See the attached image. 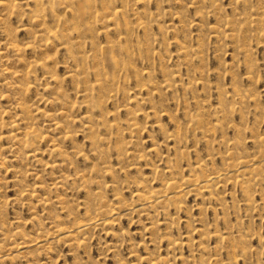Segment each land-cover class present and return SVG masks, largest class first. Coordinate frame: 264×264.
Listing matches in <instances>:
<instances>
[{
  "label": "rangeland",
  "instance_id": "obj_1",
  "mask_svg": "<svg viewBox=\"0 0 264 264\" xmlns=\"http://www.w3.org/2000/svg\"><path fill=\"white\" fill-rule=\"evenodd\" d=\"M31 1L0 0V264H264V23L245 20L258 18L264 0H90L98 18H85L80 33L64 5L39 19ZM48 30L59 38L47 39ZM83 50L101 75L74 81L68 75L81 71ZM106 54L122 64L114 82ZM97 78L113 98L96 88L104 104L91 113L84 88ZM21 87L29 90L17 93ZM63 118L75 119L65 142L55 128ZM13 121L36 130L33 155L8 138L19 129ZM94 136L107 155L93 150ZM54 144L68 161L53 168L64 158L51 156ZM237 159L249 168L237 171ZM212 173L220 174L212 191L184 181ZM168 181L177 187L167 191L171 200L138 209V192ZM107 217L113 221L95 222Z\"/></svg>",
  "mask_w": 264,
  "mask_h": 264
},
{
  "label": "bare ground",
  "instance_id": "obj_2",
  "mask_svg": "<svg viewBox=\"0 0 264 264\" xmlns=\"http://www.w3.org/2000/svg\"><path fill=\"white\" fill-rule=\"evenodd\" d=\"M31 1V0H30ZM35 1V4H36V6H35V9L32 11V13L34 14V18H39L40 19V17H44L45 16V11H48V10H51V12H53L54 11V8H55V6L57 5H64L66 8H68V10H70V12L72 13V15H73V19H74V21H73V29H74V31H77L78 33H80V27H81V25H83V23H81V22H83L84 20H85V18H98L97 16H98V14H96L95 15V13L93 14V10H92V2L91 1H93V0H59V1H55V0H48L47 1V4H48V2H49V7H50V9L48 8V6L46 7L45 6V0H34ZM102 1H104V0H102ZM237 1V0H236ZM261 1V0H260ZM26 2V1H25ZM32 2V1H31ZM115 2V1H114ZM234 2V1H233ZM262 2V1H261ZM94 3H95V0H94ZM106 3V2H105ZM116 3V2H115ZM244 3H245V1H244ZM2 4V6H7V4H5V3H1ZM100 4V3H99ZM208 4V3H207ZM236 4H237V2H236ZM239 4V3H238ZM264 4V3H263ZM117 5V4H116ZM128 4H126V6H127ZM240 5V4H239ZM244 5V4H243ZM197 6V5H196ZM242 6V5H241ZM107 7V6H106ZM119 7V6H118ZM100 8H102V7H100ZM5 9V8H4ZM12 9V8H11ZM29 9V8H28ZM127 9V8H126ZM220 9V8H219ZM14 10V9H13ZM95 10V9H94ZM213 10V9H212ZM124 11H126V10H124ZM202 11V10H201ZM15 12V11H14ZM29 12V11H28ZM251 12V11H250ZM242 12H240V13H238V14H241ZM252 13V12H251ZM20 14V13H19ZM48 14V13H47ZM113 14L114 15H119L120 14V11L118 10V9H115V11L113 12ZM122 14V13H121ZM244 14V13H243ZM254 14H256L255 12H254ZM4 15V14H3ZM250 15V14H249ZM253 15V14H252ZM251 15V16H252ZM257 15V14H256ZM259 16H258V18H255V19H252L253 17H251L250 18V16L249 17H247L245 20L246 21H249V23H253V22H256V23H258V24H261V23H264V9H263V11L260 13V14H258ZM9 16H10V14H9ZM8 16V17H9ZM54 16V15H53ZM122 16V15H121ZM254 16V15H253ZM240 17H241V15H240ZM61 18V17H60ZM111 19L113 18V17H110ZM122 18V17H121ZM8 19V18H7ZM72 19V20H73ZM56 20V19H55ZM109 20V19H108ZM107 20V21H108ZM122 20V19H121ZM236 20V19H235ZM242 20V19H241ZM244 20V21H245ZM33 21V20H32ZM44 21V20H43ZM59 21V20H58ZM70 21V20H69ZM116 21V20H115ZM237 21V20H236ZM235 21V22H236ZM240 21V20H239ZM34 22V21H33ZM123 22V25L125 24L124 23V20L122 21ZM121 22V23H122ZM234 22V23H235ZM57 23V22H56ZM114 23V22H113ZM226 23H227V21H226ZM237 23V22H236ZM242 23V22H241ZM91 24H92V21L91 22H86L85 23V25H86V27H87V30L90 32V33H95V32H93V29H92V26H91ZM111 24V23H110ZM196 24V23H195ZM201 24V23H200ZM205 24V23H204ZM223 24V23H222ZM245 24V23H244ZM61 25H62V23H61ZM97 25V24H96ZM145 25V24H144ZM206 25V24H205ZM233 25H235V24H233ZM238 25V24H237ZM252 25V24H251ZM35 26H37V25H35ZM109 26V25H108ZM131 26L133 27L134 25H132L131 24ZM221 26V25H220ZM1 27H3V26H1ZM56 27V26H55ZM59 27V26H58ZM57 27V28H58ZM61 27V26H60ZM85 27V26H84ZM131 27V28H132ZM223 27V26H222ZM242 27H243V24H242ZM242 27H241V29H242ZM249 27V26H248ZM251 27V26H250ZM4 28V27H3ZM45 28V27H44ZM82 28V27H81ZM96 28V27H95ZM116 28V27H115ZM210 28V27H209ZM103 29H106V31H108L107 29L108 28H103ZM123 29V28H122ZM133 29H135V28H133ZM250 30H251V28H249ZM255 29V28H254ZM64 30V29H63ZM117 30V29H116ZM132 30V29H131ZM226 30H228V29H226ZM235 30V29H234ZM237 30V29H236ZM11 31H12V29H11ZM14 31V30H13ZM61 31V30H60ZM65 31V30H64ZM210 31V30H209ZM46 32V31H45ZM62 32V31H61ZM136 32V31H135ZM219 32V31H218ZM228 32V31H227ZM252 32H254V31H252ZM34 33H36V32H34ZM134 33V32H133ZM15 34V33H14ZM37 34V33H36ZM64 34V33H63ZM97 34H98V32H97ZM102 34H103V32H102ZM105 34V33H104ZM132 34V33H131ZM147 34V33H146ZM261 34H262V36L264 37V29H262V32H261ZM13 35V34H12ZM32 35H33V33H32ZM46 36H47V39H58L59 38V33H58V31H52V30H48L47 32H46V34H45ZM119 36H121L120 34H118ZM117 35V36H118ZM221 35V34H220ZM35 36V35H34ZM46 36H44L45 37V41H46ZM66 36V35H65ZM82 36H83V34H82ZM94 36V35H93ZM96 36V35H95ZM222 36H224V35H222ZM221 36V37H222ZM261 36V37H262ZM84 37V36H83ZM82 37V38H83ZM98 37H99V34H98ZM133 37V36H132ZM220 37V36H219ZM35 38V37H34ZM38 38V37H37ZM81 38V37H80ZM94 38V37H93ZM92 38V39H93ZM223 38V37H222ZM222 38H220L221 40H222ZM225 38V37H224ZM249 38V37H248ZM97 39V38H96ZM99 39V38H98ZM103 39V38H102ZM124 39V38H123ZM133 39V38H132ZM241 39V38H240ZM11 40V42L9 43L10 44V46H12V48H14V50H22L20 47H19V45L15 42V39L14 40H12V39H10ZM35 40V39H34ZM95 40V39H94ZM100 40V39H99ZM108 40V39H107ZM120 40V39H119ZM119 40H118V42H119ZM202 40V39H201ZM226 40V39H225ZM244 40V39H243ZM254 40V39H253ZM264 40V39H263ZM29 41V40H28ZM73 41V40H72ZM95 41H97V40H95ZM95 41H93V43L95 42ZM109 41V40H108ZM108 41H106V43L108 42ZM111 41H113V40H111ZM129 42H130V40H128ZM134 41V40H133ZM4 42V41H3ZM44 42V41H43ZM51 42V41H50ZM53 42V41H52ZM62 42H64V44L66 43V41L63 39V41ZM78 42V41H77ZM113 42H116V40H114ZM112 42V43H113ZM84 43V42H83ZM140 43V42H139ZM262 43V42H261ZM31 44V43H30ZM47 44V43H46ZM97 44H99V43H97ZM115 43H113V45H114ZM120 45V43H117V45ZM129 44V43H128ZM35 45V44H34ZM51 45V44H50ZM71 45V44H70ZM74 45V44H73ZM77 45H79V44H77ZM88 45V44H87ZM99 45H101V43L99 44ZM104 45V44H103ZM113 45L111 46L112 48H114L113 47ZM130 45H132V43H130ZM81 46V45H80ZM98 46V45H97ZM121 47L123 46V45H120ZM140 46H141V44H140ZM36 47H38V46H36ZM73 47V46H72ZM95 47V46H94ZM104 47V46H103ZM102 47V48H103ZM107 47V46H106ZM131 46H129V48H130ZM187 47V46H186ZM185 48V47H184ZM200 48V47H199ZM25 49V48H24ZM30 49V48H29ZM90 49V48H89ZM92 49V48H91ZM93 49H95V48H93ZM92 49V50H93ZM12 50V49H11ZM103 50V49H102ZM111 50V49H110ZM119 50L120 49H118V52H119ZM124 50V49H123ZM35 51V50H34ZM79 51V50H78ZM84 51V50H83ZM181 51H183V50H181ZM193 51V50H192ZM191 51V52H192ZM17 52V51H16ZM37 52V51H36ZM82 52V51H81ZM115 52V51H114ZM117 52V53H118ZM125 52V51H124ZM127 52V51H126ZM141 52H143V51H141ZM188 52H189V50L188 51H184V53L185 54H187L188 55ZM195 52V51H194ZM19 53V52H18ZM92 53H93V51H92ZM97 53V52H96ZM99 53V52H98ZM106 53V52H105ZM111 53V52H110ZM120 53V52H119ZM133 53V52H132ZM131 53V54H132ZM193 53V52H192ZM103 54H104V52H103ZM191 54V53H190ZM72 55H75V54H72ZM121 55H122V53H121ZM120 55V56H121ZM186 55V56H187ZM0 56H1V53H0ZM90 56H91V54H90ZM124 56V55H123ZM134 56V55H133ZM185 56V55H184ZM189 56V55H188ZM125 57H126V55H125ZM131 57V56H130ZM74 58V57H73ZM77 58V57H76ZM88 58H89V56L87 55V56H85V51L84 52H82V59H81V61H80V63H82V67L80 68V67H78V68H80V70L81 71H78L77 70V72L75 73V71H72V72H70L69 73V77H71L74 81L76 80V79H78V75L80 74H83L84 76H89L90 74H94V75H101L100 73H101V70L100 69H97L96 67H94V66H91L93 63L91 62V64L89 65V61H88ZM100 58V57H99ZM121 58H122V56H121ZM120 58V59H121ZM134 58H135V56H134ZM79 59V58H78ZM123 59V58H122ZM33 60V59H32ZM101 60H102V58H101ZM106 63H107V65H109V66H111L113 69H112V72H108L107 74H108V80L109 81H111V82H114L115 81V77H116V71H118V68H119V65H122V64H120V62H119V60L116 58V56L115 55H109V54H106L105 56H104V59H103ZM128 60V59H127ZM99 61H100V59H99ZM189 61V60H188ZM122 62V61H121ZM126 62V61H125ZM128 62V61H127ZM133 62V61H132ZM187 62V61H186ZM46 63V62H45ZM44 63V64H45ZM123 63V65H124V61L122 62ZM35 64H39V63H35ZM95 64H97V63H95ZM100 64H101V62H100ZM45 65H47V64H45ZM102 65V64H101ZM106 65V64H105ZM47 68V67H46ZM98 68H100L99 66H98ZM101 69H103V67L101 66ZM121 69V68H120ZM120 69H119V71H120ZM124 69V68H123ZM131 69V68H130ZM47 70V69H46ZM137 70V69H136ZM49 71V70H48ZM108 71V70H107ZM119 71L117 72V73H119ZM124 70H122V72H123ZM47 72V71H46ZM104 72V71H103ZM130 72V71H129ZM137 72H138V70H137ZM139 72H141L140 70H139ZM142 72H144L143 70H142ZM141 72V73H142ZM16 73V72H15ZM14 73V74H15ZM105 73V72H104ZM121 73V72H120ZM119 73V74H120ZM132 73H135V72H132ZM55 74V73H54ZM167 74V73H166ZM51 75V74H50ZM56 75V74H55ZM121 75V74H120ZM119 75V76H120ZM143 75V74H142ZM171 75V74H170ZM21 76V75H20ZM128 76V75H127ZM132 76H134V75H132ZM141 76V75H140ZM173 76H174V73H173ZM16 77V76H15ZM31 77V76H30ZM49 77V76H48ZM95 77V76H94ZM104 77V76H103ZM131 77V76H130ZM129 77V78H130ZM21 78H22V76H21ZM121 78H122V75H121ZM29 79V78H28ZM34 79V78H33ZM47 79V78H46ZM51 79H52V77H51ZM50 79V80H51ZM118 79V78H117ZM124 79V78H123ZM141 79V78H140ZM177 79V78H176ZM18 80V79H17ZM49 80V82H51ZM79 80V79H78ZM104 80V79H103ZM80 81V80H79ZM123 81V80H122ZM117 82V81H116ZM124 82V81H123ZM138 82H140L139 80H138ZM164 82V81H163ZM166 82V81H165ZM54 83V82H53ZM104 83H108V82H105V80H104ZM176 83V82H175ZM15 84V83H14ZM50 85H51V87H52V84L51 83H49ZM142 84V83H141ZM173 84H174V82H173ZM16 85V84H15ZM30 85V84H29ZM163 85V84H162ZM176 85V84H175ZM181 85V84H180ZM116 86V85H115ZM142 86V85H141ZM174 86V85H173ZM16 87V86H15ZM29 87V86H28ZM90 87V88H89ZM125 87V86H124ZM127 87V86H126ZM140 87V86H139ZM145 87V86H144ZM144 87H142V88H144ZM165 87V86H164ZM187 87V86H186ZM186 87H185V90H186ZM53 88V87H52ZM51 88V89H52ZM98 89L99 90V94L100 93H104L105 95L107 94V98L108 99H112L113 98V93L112 94H108V91H107V86H106V88L104 87V85H103V82H102V80L101 79H99V78H97L96 79V84L94 85H90V86H85V88H84V98H86V100H85V103L88 105V107L90 108V111H91V113H92V111L93 110H95V109H99V110H101L102 109V107H103V104H104V99H102V97H100L99 96V94H98V96L97 95H95L94 94V91H95V89ZM141 88V87H140ZM146 88V87H145ZM116 89V88H115ZM29 89L28 88H26V89H24L23 87H21L18 91H17V93L19 92V91H21V92H23V91H28ZM57 90H59V89H57ZM113 90V89H112ZM141 90V89H140ZM14 91V90H13ZM47 91V90H46ZM53 91V90H52ZM123 91V90H122ZM139 91V90H138ZM55 92V91H54ZM111 91H109V93H110ZM114 92H117L116 90L114 91ZM64 93V92H63ZM151 93H153L152 92V90H151ZM54 94H56V93H54ZM61 94V93H60ZM116 94V93H115ZM239 96V102L241 103V102H243L244 100H245V97H244V95L242 94V93H240L239 91H238V93H237ZM57 95V94H56ZM58 96V95H57ZM64 96V95H63ZM117 96V95H116ZM129 96V95H128ZM138 96V95H137ZM58 97H60V98H62L61 96H58ZM104 97V96H103ZM126 97V96H125ZM139 97V96H138ZM59 98V99H60ZM116 98V97H115ZM137 99V98H136ZM147 99V98H146ZM224 99V98H223ZM52 100H54V99H52ZM62 100V99H61ZM137 100H140V99H137ZM137 100L135 101V102H137ZM142 100V99H141ZM50 102V101H49ZM54 102H55V100H54ZM65 102V101H64ZM140 102V101H139ZM145 102V101H144ZM60 103V102H59ZM129 103H130V101H129ZM134 103V102H133ZM152 103V102H151ZM65 104V103H64ZM63 104V105H64ZM16 106L17 107H21L22 108V113L21 114H25L26 113V111H27V106L23 103V102H21V101H18L17 103H16ZM68 107V106H67ZM64 108V107H63ZM126 108V107H125ZM208 108V107H207ZM19 109V108H18ZM203 109H204V107H203ZM69 111L70 110H72V108L71 109H68ZM214 110V109H213ZM228 110V109H227ZM231 110V109H230ZM21 111V110H20ZM229 111V110H228ZM136 112V111H135ZM223 112V114H225V110H223L222 111ZM146 113V112H145ZM220 113V112H219ZM234 113V112H233ZM47 115V114H46ZM45 115V116H46ZM63 116V115H62ZM68 116H70V114L68 113ZM68 116H67V118H68ZM148 116H149V114H148ZM221 116V115H220ZM230 116V115H229ZM56 118V117H55ZM86 118H89L88 120H90V122H91V125H89V126H87L86 128H89L90 129V131H94V122L92 121V117L90 116V115H87L86 116ZM228 118V117H227ZM226 118V119H227ZM25 119H27L26 117H24V118H22L21 117V120H25ZM64 120H66L65 118H63ZM19 120V119H18ZM20 120V121H21ZM63 120V121H64ZM75 120V119H74ZM73 120V121H74ZM86 120V119H85ZM59 121V120H58ZM62 121V122H63ZM73 121H70V120H66L65 121V123L64 124H62L61 123V121L59 122V123H57V124H55V128H57V129H59L60 131H59V133H60V136H59V140L61 141V142H65L66 140H72L73 139V133L75 132H73L72 130H71V128H72V126H71V123L72 124H74L73 123ZM77 121V120H76ZM108 121V120H107ZM75 122V121H74ZM84 122V121H83ZM61 123V124H60ZM193 123H195V122H193ZM97 124L98 123H96V126H97ZM109 123H107V122H103V125L106 127L107 125H108ZM215 124V123H214ZM11 127H19L18 125V123L17 122H11L10 124H9ZM71 126V127H70ZM205 128V127H204ZM207 129V128H206ZM111 130V129H110ZM209 130H211V129H209ZM58 131V130H57ZM8 136V135H7ZM208 136V135H207ZM264 136V135H263ZM256 137V136H255ZM8 138L13 142V146H16L17 148H20V149H22L23 151H26V153L28 154V155H33L32 153L33 152H35V149H32V150H29V149H31L32 147H33V145H34V143L36 142V138H38V135H37V132H36V130L33 128V127H30V126H25V127H19V129L17 130V132L16 133H14V132H10V135L8 136ZM7 139V138H6ZM99 139L100 138H98L97 139V137L96 136H94V140H93V145H95V149H93V150H96L97 152H100V153H103V154H106L107 155V151H105L104 149H101L100 148V146L98 145L99 143ZM259 139H261V138H259ZM258 140V139H257ZM55 145V144H54ZM101 145V144H100ZM61 145H55L52 149H51V152H50V154H51V156L52 157H54V158H56V157H64L63 159H62V163H60V164H58L55 160L53 161V168L54 167H59V166H61V165H63V163L64 162H67L68 160H67V157H66V155H64L65 153L67 154V152H65V151H63L62 149H61V147H60ZM240 146V145H239ZM79 147V146H78ZM73 148V147H72ZM100 148V149H99ZM15 149V148H14ZM37 149H38V147H37ZM81 149V148H80ZM28 150V151H27ZM31 151H33V152H31ZM73 151V150H72ZM124 151H125V149H124ZM128 151V150H127ZM77 152V151H76ZM80 152H81V150H80ZM79 152V153H80ZM126 152V151H125ZM30 153V154H29ZM75 153V152H74ZM140 153V152H139ZM78 154V152L76 153V155ZM131 154V153H130ZM76 155H74V156H76ZM99 155V154H98ZM101 155V154H100ZM124 155V154H123ZM137 155H139V154H137ZM82 156V155H81ZM31 157V156H30ZM34 157V156H33ZM125 157H127V155L125 154ZM139 157V156H138ZM243 157H245V156H243ZM39 159V158H38ZM126 159V158H125ZM252 159V158H251ZM73 160V159H72ZM237 160H239V159H237ZM181 161V160H180ZM240 161V160H239ZM253 161H254V159H253ZM258 163V162H257ZM200 164H201V162H200ZM250 164V161L248 160H242V161H240L237 165H238V167L237 166H235V167H237V171H242L243 170V168L244 167H246V166H248ZM254 163H252V165H253ZM203 165V164H202ZM48 166H50V165H48ZM67 166V165H66ZM192 166V165H191ZM170 167V166H169ZM248 168H249V166H248ZM58 169V168H57ZM61 169V168H60ZM106 171L107 170H109V169H105ZM104 170V171H105ZM103 171V172H104ZM200 171V170H199ZM236 171V172H237ZM247 171V170H246ZM230 172H232L231 170H230ZM221 173V172H220ZM224 173V172H223ZM228 173V172H227ZM226 173V174H227ZM248 173H250V172H248ZM172 174V173H171ZM225 174V173H224ZM223 174V175H224ZM237 175H238V173H237ZM236 174H235V177L237 176ZM252 175V174H251ZM218 176H220V174L219 173H212V175H210V176H208V178H206V179H198V178H193V179H188V178H186V179H184V181L185 182H187V184H188V187L190 188V190H192V191H196L197 190V193H200V190L201 191H204V190H211L212 188H215V186L217 185H215L214 187H213V182H212V180L214 179V178H217ZM230 176V175H229ZM241 177H243L242 175H241ZM80 178V177H79ZM226 178H229V177H226ZM240 178V177H239ZM69 179V178H68ZM67 179V180H68ZM183 179V178H182ZM182 179H180V180H182ZM230 179V178H229ZM236 178H234L233 180H235ZM242 179V178H241ZM246 179V178H245ZM61 181V180H60ZM240 181V180H239ZM242 181V180H241ZM219 182V181H218ZM217 182V183H218ZM56 183V182H55ZM59 185V184H58ZM57 185V186H58ZM217 187V186H216ZM38 188V187H37ZM175 188H177L176 187V183L174 182V181H168L167 183H166V188L164 189V190H155V191H151V193L148 195H146L145 193H142V192H138L137 193V197H138V199L139 200H142L143 202L141 203V204H139L138 205V209H143V210H145V208L147 207V206H153V205H155L154 207L156 208V204H162L163 203V200L164 199H168V200H171L173 197H174V192H171V193H169V195L167 194V191H169V190H172V189H175ZM247 188V187H246ZM42 189V188H41ZM152 189V188H151ZM180 189V188H179ZM185 189V188H184ZM140 191H141V189H139ZM212 191V190H211ZM146 192H148L147 190H146ZM176 192V191H175ZM179 192H182L181 190L179 191ZM197 193H195V194H197ZM213 193H215V192H213ZM162 194V195H161ZM206 194V193H205ZM211 194V193H210ZM212 197V196H211ZM180 198H182V197H180ZM179 201V200H178ZM181 201V200H180ZM179 201V202H180ZM42 202H44V201H42ZM169 205H171V203L169 204ZM46 206V205H45ZM179 206V205H178ZM158 209V208H157ZM165 209V208H164ZM179 209V208H178ZM110 210V209H109ZM106 211V210H105ZM126 211V210H125ZM134 211V210H133ZM122 212V211H121ZM118 214H119V212H118ZM112 216V215H111ZM118 216V215H117ZM110 217V216H109ZM109 217H107L106 219H98V220H96L95 222H97L98 224H101V225H104V224H108V223H110L111 221H113V220H111V218L109 219ZM114 218H115V216H114ZM109 219V220H108ZM89 220H92V218H89ZM90 224V223H89ZM89 224H84V225H81V226H79L78 228H76L77 230H76V232H81V231H83L84 229H86L88 226H89ZM92 224V223H91ZM114 225V224H113ZM108 226V225H107ZM106 226V227H107ZM94 227H97V225L95 226L94 225ZM61 228V227H60ZM72 229V228H71ZM100 229V228H99ZM20 231V230H19ZM60 231H61V229H60ZM71 231V230H70ZM73 232H74V230H73ZM73 232L71 231V232H63V235H65L66 237L67 236H71L72 234H73ZM3 234V233H2ZM20 234V233H19ZM204 234H205V232H204ZM19 236V235H18ZM83 236V235H82ZM47 240V239H46ZM73 240V239H72ZM45 241V240H44ZM74 242H75V240H73ZM27 242V241H26ZM33 242V241H32ZM43 242V241H42ZM69 242V241H68ZM78 242V241H77ZM28 243H30V242H28ZM28 243H26V244H28ZM81 243V242H80ZM79 243V244H80ZM175 243H176V241H175ZM37 244V243H36ZM174 244V243H173ZM34 245V244H33ZM176 245V244H175ZM32 246V245H31ZM45 246H47V245H45ZM25 247V246H24ZM202 249V248H201ZM6 255V254H5ZM2 257H0V259H1ZM156 260V259H155ZM157 261V260H156ZM159 261V260H158ZM1 263V262H0ZM151 264H152V262H151Z\"/></svg>",
  "mask_w": 264,
  "mask_h": 264
}]
</instances>
